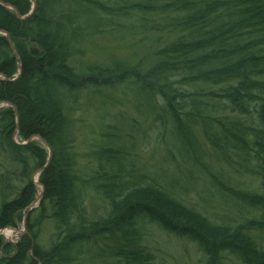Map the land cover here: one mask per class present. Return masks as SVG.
<instances>
[{"label": "trees", "instance_id": "trees-1", "mask_svg": "<svg viewBox=\"0 0 264 264\" xmlns=\"http://www.w3.org/2000/svg\"><path fill=\"white\" fill-rule=\"evenodd\" d=\"M0 1L13 7L0 4V102L8 103L0 109V156L17 165L25 183L0 203V229L14 227L33 201L30 172L41 169L43 187L15 247L0 236V264H155L143 244L146 221L196 242L205 264H226L228 253L238 264H264V194L232 177V186L224 184L230 178L222 164L216 169L206 156L195 161L189 148L199 128L217 162H223L218 149L230 151L232 173L264 184V0H35L25 18L16 12L28 14L31 0ZM75 35L136 36L155 62L116 60L80 71L70 63ZM116 85L126 88L106 96L104 89ZM85 90L109 108L126 106L170 123L180 154L172 163L196 167L233 215L215 222L148 181L150 170L137 168L126 146L114 143L111 125L102 135L110 141L91 144L80 164L70 113ZM32 136L49 147L48 162L47 146L24 143ZM11 186L0 182V192ZM97 199L106 204L96 207ZM46 222L55 233L42 244Z\"/></svg>", "mask_w": 264, "mask_h": 264}, {"label": "rangeland", "instance_id": "rangeland-1", "mask_svg": "<svg viewBox=\"0 0 264 264\" xmlns=\"http://www.w3.org/2000/svg\"><path fill=\"white\" fill-rule=\"evenodd\" d=\"M136 39V36L132 37L128 35L125 39H121L115 35H110L104 38L83 40L82 37L75 35L71 43L70 63L78 70L82 71L83 68L85 69L87 66L94 64L110 68L117 61L119 62L118 66H122V63L129 62L131 59H141V63L147 64V66L155 62L154 57L146 50L145 46L138 43ZM141 66L143 65L141 64ZM125 88L124 85H116L109 91L104 89V92L108 93H105L106 96H111L112 92H115V95H120L121 91ZM131 101L136 103L133 98ZM76 103L78 104L72 106L74 110L70 113V117L74 119V148L77 150V159L80 164L86 163L88 154L90 153L88 149L91 148V144H97L101 140L106 142L109 140V138H105L102 135H107L110 129L108 125H111L114 127V133L117 135V139L114 143L126 146L125 150L128 151L126 156L128 158L131 157L132 160L134 159L133 162L137 168H142V166H144L150 170L152 176L148 181L152 182L151 179H154L160 184V187L161 185L163 188L165 187L171 196L177 197L187 206H193L201 210L207 217L215 222L221 223L223 214L233 215V208L228 209V202L224 201L221 197V194L217 191V187L207 181L196 167L191 164V166L189 165V168H187L188 165H183L181 161L179 162L182 166L172 163L171 159L180 160V154L171 144L173 133H171L170 130V123L162 125L160 121H154L151 117V120L148 117L144 118L141 115L142 113L139 114L131 108L127 110L126 106L119 107L116 105L115 107L109 108L102 104L100 99L96 98L93 93L88 94L86 90L79 95ZM6 104L5 102H0V109ZM193 130L194 132L191 136H195V140H192L191 145L189 144V148L193 149L195 155L193 160L197 161L200 159V156L204 158L206 156L211 159V163L216 169L219 167L217 164H222L229 178L232 177L236 179L239 187L247 188L248 191H254L258 194H264V184L261 183L260 179L249 177V175L243 173L235 175L229 170L230 166H227L226 163L229 162L233 153L230 151L223 152L218 149V154L223 156V162H217V156L215 152L207 146L208 144L202 136V131L199 128H193ZM12 141L20 144L23 142L20 141L15 134L12 135ZM27 142H32L44 148L46 146L43 141L36 136H32L29 140L24 141V143ZM195 143L199 146L197 152L194 148L195 146L192 148V145ZM128 158L125 160L126 162ZM190 162L193 163L192 161ZM40 170H35L29 174L33 184H35V195L29 208L32 207L31 209H34L29 213H27L28 207L21 211L20 217L16 219L14 227L7 226L0 229V236L5 243H10L13 246L16 245L21 234L26 231L28 216L37 210V206L41 200V186L38 184V174ZM18 175L19 168L17 165L13 164L10 159L0 156V182L4 183L7 181L12 184L11 188L4 189V191L0 192V203L17 196V192L22 185L25 184L17 178ZM177 181H180L181 185H179ZM227 181L228 182L223 181V183L228 186L233 185L231 184V178L227 179ZM220 186L224 187L223 184H220ZM95 204L96 207H102L106 202L97 199ZM241 210L240 208L239 212H241ZM36 213L37 212L34 213V216ZM94 213L98 212L95 211ZM231 224H234V222ZM40 227V242L46 244L49 236H52L55 231L52 224L48 222ZM6 228L17 229L20 230V232L14 237L6 238L2 232ZM144 228L145 234L143 244L146 245L147 249L153 254V263L205 264L203 252L198 248L197 243L191 239L166 231L162 226L148 221L144 223ZM1 255L2 254H0V256ZM226 257L224 261L226 264H238L236 257L230 253H228Z\"/></svg>", "mask_w": 264, "mask_h": 264}, {"label": "water", "instance_id": "water-1", "mask_svg": "<svg viewBox=\"0 0 264 264\" xmlns=\"http://www.w3.org/2000/svg\"><path fill=\"white\" fill-rule=\"evenodd\" d=\"M0 4L1 5H3V6H5V7H8V8H10V9H13V7L11 6V5H9V4H5L4 2H1L0 1ZM34 5H35V0H32V6H31V10L28 12V14L26 15V16H28V15H30L31 13H32V11H33V9H34ZM16 15H17V17L18 18H25V16L24 17H22V16H20L17 12H16ZM5 35H6V38H7V42L9 43V45H10V47L12 48V45H11V42H10V39H9V37H8V34L7 33H5ZM12 50H13V53H15V51H14V49L12 48ZM20 68V67H19ZM20 74V69L18 70V73L16 74V76L15 77H17L18 75ZM8 104V103H7ZM14 112H15V114H16V110L14 109ZM38 137V136H37ZM41 141H44L42 138H40V137H38ZM29 140V139H28ZM43 143H45V141L43 142ZM46 145V144H45ZM47 146V145H46ZM47 149H48V154H49V156H48V159H47V162L49 161V158H50V150H49V147L47 146ZM38 184L41 186V191H40V198H41V196H42V185L38 182ZM38 197H39V195H38ZM29 208V207H28ZM31 208L32 207H30L28 210H27V213H29V211L31 210Z\"/></svg>", "mask_w": 264, "mask_h": 264}, {"label": "bare ground", "instance_id": "bare-ground-1", "mask_svg": "<svg viewBox=\"0 0 264 264\" xmlns=\"http://www.w3.org/2000/svg\"><path fill=\"white\" fill-rule=\"evenodd\" d=\"M37 137V136H36ZM4 233V235L6 236V238H11L14 237L15 235H18L20 230L17 229H13V228H6L5 230L2 231Z\"/></svg>", "mask_w": 264, "mask_h": 264}]
</instances>
